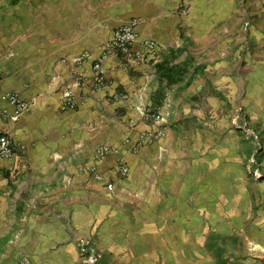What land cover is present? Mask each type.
<instances>
[{"label": "crops", "instance_id": "crops-1", "mask_svg": "<svg viewBox=\"0 0 264 264\" xmlns=\"http://www.w3.org/2000/svg\"><path fill=\"white\" fill-rule=\"evenodd\" d=\"M132 18L140 19V38L161 44L158 62L174 55L175 63L186 64L181 82L167 86L155 61L138 56L135 45L130 59L109 54L101 65L104 83L96 84L92 59L111 31ZM233 32L242 35L240 44H231ZM228 48L235 49L232 57L220 52L214 65L205 53ZM249 49L264 53V0H0V137L6 133L16 148L11 160L0 158V264L23 257L73 264L83 240L107 254L108 264H214L208 222L194 212L192 220H179L170 206L159 207L156 190L163 185L153 162L160 139L135 144L151 127L142 110L162 109L174 86L187 87L190 107L174 103V122L164 130L191 128L182 115L205 114L213 103L254 112L264 88ZM81 54L91 56L76 61ZM67 85L77 103L61 110L59 91ZM10 94L32 103L15 122ZM259 126L264 129V120ZM104 144L117 153L97 165L104 178L97 181L90 170L95 148ZM213 150L214 160H239L242 174L243 152L231 149L228 137ZM117 160L128 167L123 178L114 171ZM212 187L200 185L209 195Z\"/></svg>", "mask_w": 264, "mask_h": 264}, {"label": "rangeland", "instance_id": "rangeland-1", "mask_svg": "<svg viewBox=\"0 0 264 264\" xmlns=\"http://www.w3.org/2000/svg\"><path fill=\"white\" fill-rule=\"evenodd\" d=\"M229 35L231 44L235 41L241 43L239 32ZM211 38L214 40V36ZM225 51L228 57H232L235 49H208L205 53L211 54L214 65L219 60V53L224 56ZM258 51L260 49H249L248 52L259 63L256 65L260 70L257 76H260V86L264 88V78H261L264 76V53ZM246 52L244 48L240 57L247 55ZM198 53L199 50L196 55ZM218 82L229 83L219 78ZM180 87H172L174 92L168 98L166 96L162 109L150 110L151 113L169 112L167 124L170 120L174 122V103L180 110L190 107L188 89ZM261 92L264 94V89ZM218 94L212 95L219 100ZM256 99L255 105L251 106V109L256 108L254 112L249 111L250 106L246 110L238 108L235 112V103L233 106L229 104L228 110L213 103L205 114L195 117L183 114L186 126L190 120L192 127L184 128L183 132L174 126L165 128V134L160 139L161 149L153 162L155 174L161 172L156 178H160L163 185L161 189L157 186L156 190L160 198L159 207L165 210L170 206L179 220L183 217L192 220L194 212L199 217L197 220L208 222L205 241L206 248L215 257L214 264H264V129L259 126L260 120H264V97ZM200 102L201 99L195 101L199 106ZM229 125L231 128H228ZM225 137H228L231 149L243 152L242 174L239 160H214L213 147ZM206 182H210L215 189L211 195L204 194L200 188ZM192 184L197 187L195 192ZM221 187L224 189L221 190ZM208 197H212L211 201L204 200ZM78 248V261L73 264H108L107 254L100 252L95 245L83 240ZM91 253L95 254L94 263H90Z\"/></svg>", "mask_w": 264, "mask_h": 264}, {"label": "built area", "instance_id": "built-area-1", "mask_svg": "<svg viewBox=\"0 0 264 264\" xmlns=\"http://www.w3.org/2000/svg\"><path fill=\"white\" fill-rule=\"evenodd\" d=\"M140 23L139 18H132L120 26L114 28L106 41L102 44L99 50V54L96 58H93L92 69L95 73V82L96 84L103 85V76L101 65L103 60L111 53L120 52L124 57L130 59L132 57V50L135 45L139 46V51L135 52L139 54L147 53L152 60L157 63L159 61V52L161 50V44L151 38H140L137 27ZM247 25V24H246ZM90 54H81L76 58V61H84L90 58ZM7 103L10 104L13 108L12 114L9 117L11 122L18 120L19 116L26 112L31 107V102L28 100H21L15 95H8L6 97ZM76 96L72 91V87L67 85L60 88L59 91V108L61 110L73 109L76 106ZM141 115L144 120L151 121V127L145 129L140 133L137 138L135 147L139 146V143L145 141H150L151 139L159 140L161 139L164 132V125L167 124L169 119V112L165 113H151L150 110H142ZM125 143L130 141V138H125ZM141 145V144H140ZM117 150L113 146L109 145H100L97 146L94 150V162L95 164L91 167V173L94 176V179L97 181H103V176L98 172L97 165L102 164L106 158L110 155L116 154ZM16 155V148L10 142L7 134H3L0 137V158L3 160H11ZM114 171L121 178L125 177L128 174V167L120 160H117L114 166ZM106 188L108 191H113L115 186L111 182H107ZM88 244V242L86 241ZM95 254L91 253L90 263H94ZM16 264H35L29 258L23 257Z\"/></svg>", "mask_w": 264, "mask_h": 264}, {"label": "trees", "instance_id": "trees-1", "mask_svg": "<svg viewBox=\"0 0 264 264\" xmlns=\"http://www.w3.org/2000/svg\"><path fill=\"white\" fill-rule=\"evenodd\" d=\"M175 56L169 55L160 62L156 63V74L165 81L167 86L177 84L183 80V75L187 73L185 63H175ZM188 85V81H185Z\"/></svg>", "mask_w": 264, "mask_h": 264}]
</instances>
